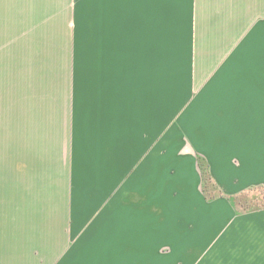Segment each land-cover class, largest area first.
Returning <instances> with one entry per match:
<instances>
[{"label":"crops","instance_id":"0c3cea01","mask_svg":"<svg viewBox=\"0 0 264 264\" xmlns=\"http://www.w3.org/2000/svg\"><path fill=\"white\" fill-rule=\"evenodd\" d=\"M255 187L264 0H0V264H264Z\"/></svg>","mask_w":264,"mask_h":264},{"label":"rangeland","instance_id":"374dc122","mask_svg":"<svg viewBox=\"0 0 264 264\" xmlns=\"http://www.w3.org/2000/svg\"><path fill=\"white\" fill-rule=\"evenodd\" d=\"M196 132L199 133L198 131ZM203 147L206 149V145L204 143H203ZM175 159H176L175 154H173L172 156L170 154H167L166 156L167 162L165 163L167 167V171L174 166ZM169 160L170 162H168ZM203 193L205 195V198H207L208 200L216 198L212 196V189L208 188L207 185ZM233 200L237 208H239V211L264 208V187H259V188L255 187L253 189H249L248 191H245L239 196L235 197Z\"/></svg>","mask_w":264,"mask_h":264},{"label":"trees","instance_id":"16d2710c","mask_svg":"<svg viewBox=\"0 0 264 264\" xmlns=\"http://www.w3.org/2000/svg\"><path fill=\"white\" fill-rule=\"evenodd\" d=\"M199 163H200V168H201L202 177H203V190H205L206 185H207L208 188L212 189V196L216 197L220 193L217 190L216 183L213 182V178H212V176H211V174L209 172V168H208L207 162L204 159L200 158ZM239 195H237V196H239ZM231 199H232V197H231ZM233 199H234V197H233ZM233 203H234V200H233Z\"/></svg>","mask_w":264,"mask_h":264}]
</instances>
